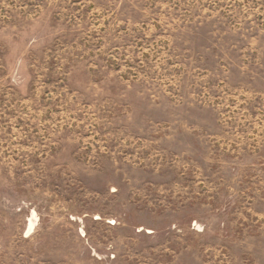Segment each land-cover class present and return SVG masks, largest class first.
<instances>
[{
    "label": "rangeland",
    "instance_id": "obj_1",
    "mask_svg": "<svg viewBox=\"0 0 264 264\" xmlns=\"http://www.w3.org/2000/svg\"><path fill=\"white\" fill-rule=\"evenodd\" d=\"M0 264H264V0H0Z\"/></svg>",
    "mask_w": 264,
    "mask_h": 264
}]
</instances>
